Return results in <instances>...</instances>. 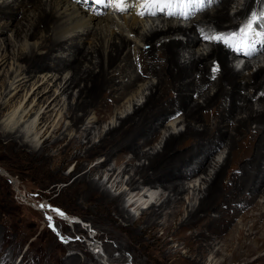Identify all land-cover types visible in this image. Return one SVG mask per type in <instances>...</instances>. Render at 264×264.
Masks as SVG:
<instances>
[{
	"label": "bare ground",
	"instance_id": "1",
	"mask_svg": "<svg viewBox=\"0 0 264 264\" xmlns=\"http://www.w3.org/2000/svg\"><path fill=\"white\" fill-rule=\"evenodd\" d=\"M216 1L221 3L214 10H204L184 26L179 24L181 21H171L176 16L175 19L157 14L140 16L141 9L135 0H126L123 12L107 0L104 4H98L96 0H0V20H4L0 23V53H3L0 68L11 55L14 61L16 51L21 49V55L17 57L23 61L26 70L16 62L13 82L22 75L47 70L55 72L53 77H57L56 83L62 94L73 98L75 88H79L77 104L70 105L69 110L71 125L76 131L85 126L90 109L106 110L122 100L140 81L145 84L149 77L157 80L155 84H143L145 91H150L146 101L136 105L132 114L124 116L119 127L110 128L99 144L93 143L89 137L91 129L85 131L86 127L84 137L88 142L70 140L57 156L66 158L67 162L73 146L85 151L83 157L80 154L72 157L77 165L70 176L78 173L68 187L72 201L82 200L91 206L103 217L107 229L125 241V246L119 244L120 251L140 249L147 258L144 264H165L164 260L181 253L180 249L174 251L167 240L171 231H175L173 241L180 240L186 250L183 264H203L210 253L214 255L212 262L215 264H264L262 256L252 260L264 244V204L257 201L258 197L264 198V46L253 57V63L245 65V69L252 71L249 77L235 70L229 61V47L225 48L220 42L213 41L200 53L195 50L206 41L204 36L209 28L217 33L238 30L241 26L235 20L250 17L264 0ZM235 6L238 11L231 15ZM117 13L124 14H121L124 23L121 21L120 24V20L114 17ZM10 27H14L11 38H3ZM254 28L264 30V20H258ZM145 30L146 33H142ZM34 38L37 40L31 42L30 39ZM89 39L92 42L86 47L84 42ZM138 39L145 45H152L151 50H131V45ZM43 49L46 52H41ZM55 51L67 52L70 57L64 60ZM215 65L218 71L212 73ZM253 68H257L255 72ZM65 72L70 78L62 77ZM260 91H263L262 95L256 97ZM139 97V94L134 95L130 103ZM79 103L83 105L79 106ZM78 111L84 115H79ZM173 117L182 119L185 130L171 133L162 150L144 152L146 145L154 144L160 138L159 127ZM47 119L43 115L40 126L46 124ZM98 119L89 121L92 129L103 121ZM252 124H256L255 129ZM59 133H62L61 126L44 138L43 151L59 148L68 140L66 137L53 140V136ZM1 137L7 140L12 156L37 162L43 172L47 170V164L57 159L50 153L46 156L34 151L29 153L12 133H4ZM223 146L229 152L227 159L222 164L211 162L213 154ZM98 155H103L105 161L91 165L90 161ZM142 159L148 163L135 164ZM85 160L89 163L86 164ZM113 160L116 165L125 166L121 173H134L127 182L130 191L135 192L143 184L163 191L158 199L147 205V210L137 221L124 206L126 192L113 197L103 183L93 179L96 175L102 178L104 169ZM63 169V165L48 169L50 181L67 180L68 177L61 175ZM211 169L213 174L207 175ZM117 173V168L110 170L108 183ZM199 174L210 177L204 178L208 187L204 197L199 198L198 206L187 204V210L191 209L183 218L185 196L190 189L187 186ZM119 186L118 183L116 187ZM196 187H193V197L203 190L201 186L199 190ZM69 218L68 222L77 224L74 221L78 219ZM119 219L126 222V227L120 225ZM160 228L165 233L156 238ZM186 230L190 233L184 234ZM13 234L10 230L4 231L3 239L6 235L13 238ZM152 238L162 243V247L156 250L160 257H164V262L153 259L157 246L147 241ZM3 243L5 247L8 245L5 241ZM52 246L64 252L67 246L74 245H61L55 241ZM75 247L83 248L79 243ZM50 253L51 249H48L49 258ZM6 255L1 249L0 264H15ZM59 261L55 263L98 264L90 252L86 253L84 261L77 256L65 255Z\"/></svg>",
	"mask_w": 264,
	"mask_h": 264
},
{
	"label": "rangeland",
	"instance_id": "2",
	"mask_svg": "<svg viewBox=\"0 0 264 264\" xmlns=\"http://www.w3.org/2000/svg\"><path fill=\"white\" fill-rule=\"evenodd\" d=\"M11 1L12 0H9V2ZM135 1L138 2V0ZM214 1L216 0H206L205 6L206 8L209 7L207 9L208 11L214 10L216 5L219 6V4L221 3L220 1L219 3L217 1L216 3H213ZM238 1L240 2V0ZM260 6L261 8H264V3ZM260 6L256 8V12H259V10H261ZM239 8H241V6H239ZM236 11L238 10L235 6V9H232L231 11V15H234ZM117 14L118 15L114 14L115 16H113L117 17L116 19H118V21L120 20V24L124 23V20L122 21L121 19L124 14L121 13L122 16L119 13ZM164 16L166 15L164 14ZM195 16H198V14L191 13L188 18L176 15V19L174 17L175 20L171 21H175V23H179V21H181V23L179 24L186 26L193 19H195ZM249 18L250 17H246L243 19L237 18V20H235V23L237 22L238 26L242 27ZM2 20H0V23H3L4 20ZM113 27L117 28L116 26ZM10 28L2 36L3 38H11V31L14 29V27ZM210 29L211 28H209L205 34L217 33V30ZM257 31L264 33L263 29H257ZM143 32L146 33V30L142 31V33ZM126 35L129 34L126 33ZM90 38L93 39V37ZM174 38L178 37L174 36ZM258 38L264 41L263 36ZM35 39L36 38L30 39V41L34 42ZM91 39H89L88 42H84V45L86 47H88V43L92 42ZM179 39L186 40L182 37H180ZM138 40V42H134L131 45V50L133 49L134 52H136L137 50H142V48L143 50H151L152 45H145V43L140 42V39ZM212 43L213 41H203L202 46L200 44L199 47H197L195 50L196 52L200 53L202 52L203 48H207L208 46L212 45ZM220 43L222 44V42ZM224 47L226 48V46ZM43 51L46 52V50L44 49L41 50V52ZM16 52L19 53H16L15 60H11V55V58L9 57V61L0 68V137L4 133H12L18 138V142L21 141L20 143L25 145L26 150L29 153L31 151H34L45 156L50 153L52 156L57 157L60 149L64 145H67L70 140H75L78 142L80 141L81 143L88 142V139L84 137V130L86 127H88V129H86L85 131L91 129L92 134L89 137L92 138L93 143L99 144L101 137L105 133H107L110 128L112 129L115 127H119L121 119L125 118L127 114H132L135 107H137L136 105L139 106L143 104L146 101V97L150 94V91H145V88L143 87L144 82L140 81V83H138L133 90L127 93L122 98V100H120L117 104H114L110 108L100 112H97L95 109H92L93 111L90 109L86 114V116L88 115L89 117L85 126L82 130L76 131V129H74V127H72L71 125L72 121L69 117V110L71 107L70 105L77 104V98L79 97V88H75V91L73 92V98L69 94V96L62 94V91L56 83L57 77H53L55 72L47 70L44 72L33 74L30 73L31 76L22 75L13 82L12 72L16 68V62L21 63V65H23V70H26L25 65L22 64L23 61L18 59L17 57V55L20 57L21 49ZM54 53L57 56L62 57V59L64 57V60L70 57L68 56V53H64V51L61 52L64 54H61L57 51H55ZM1 54L3 53L1 52L0 56ZM263 56L262 61L264 58ZM229 59L230 63L235 66V70L238 73H241L245 77H249L252 71L250 72V70L245 69V65L248 63V61L240 68H237V64L233 63V58L229 57ZM250 60V62L253 63V57ZM14 62L15 65H13ZM149 64H151V61L149 62ZM256 69L257 68H253V72H255ZM211 71L212 73H216L218 71L217 65L213 66ZM27 76L28 78H26ZM62 77L70 78V74H67V72H65L63 73ZM12 82L14 83V85L10 88V85L13 84ZM148 83L155 84L157 83V80L149 77L145 84L147 85ZM20 84L23 85L16 89V87H18ZM262 93L263 91H260L256 97L261 96ZM136 94H139L140 97L136 98L134 102L130 103V100ZM46 98H49L47 102L44 101ZM127 102L129 103L126 104ZM79 104V106L83 105V103ZM125 104L126 107H123V105ZM78 114L84 115L82 111H78ZM43 115H46V119L49 118L46 121L47 123L43 125L44 128H42L43 126H40V119L43 117ZM98 118L103 121L98 125L96 124L92 129V124L89 123V121L95 122ZM181 122L182 119L180 117H173L166 120L163 125L159 127L161 136L158 141L154 144L146 145L143 151L156 153L157 151L162 150L166 139L171 133H178L185 130L186 125L181 124ZM60 126L62 127V133L61 135L59 133L57 136H53V140H62L63 137H66L68 140L64 144H62L61 147H57L58 149L50 148L49 152L43 151L42 147L44 138L51 136L52 131L56 127ZM48 127L49 129L47 130V132L46 129ZM255 128L256 124H252V129ZM7 144V140L5 138H2L0 142V250L2 249L7 254L6 256H9V258L12 260V263L56 264L55 261H59L60 257H63V255L67 257L77 256L81 261H84L86 259V253L90 252L95 256L98 264H144L147 258L140 249L136 248L135 251H120V249L122 248L119 244L125 246V241L122 239V237H120L121 239L119 237L116 238L115 234L107 229L106 222L102 219L103 217H101L99 214H96L91 206L87 205L82 200H78L77 202L72 201L71 190H68V187L70 186V184H72V182L77 178L78 175V173H76L74 174V176H70L77 165V162L72 157L76 154H80L83 157L84 155H86L85 151H81L76 148V146H73L72 150L70 151V155L67 158V162L66 158L61 159L57 157V159L53 161V163L50 162L49 164H47V170H52L53 166L55 165H63L64 169L61 171V175L68 177L67 180L63 181L51 180L53 182L52 183L49 179V176L47 175V170L44 172L41 171V169L38 167V163L33 160L30 161L26 158L12 156V151L9 150ZM228 155V149L223 146L213 154L210 161L215 162V164H222L227 159ZM128 157L130 158L131 155H128ZM212 159H214V161H212ZM85 161L86 164L89 163L87 162L88 160ZM104 161L105 157L103 155H98L97 158L95 157L90 162H92L91 165H95ZM144 163L147 164L148 161L142 159L141 161H137L135 164L140 165ZM37 168L39 169V171ZM113 168H117L118 173L116 174L114 179L110 183H108V175L110 173V170H112ZM124 168V165H116V161L113 160L109 163V166L104 169L102 178H100L101 175H96L93 177V179L101 182V184L103 183L104 188L107 189L113 197H118L120 193L126 192L128 196L126 197V203L124 206L128 210L129 215L131 217L133 216L132 218L134 219V221H137L138 219L142 218V214L147 210V205L158 199L163 191L162 189L154 188L144 184L141 185L140 188L135 192H133L132 190L130 191L127 182L129 181L130 177L134 175V173H130L129 175L121 173ZM210 174H213L212 169L209 173H207V175ZM204 178L209 179L210 177H206L205 174H199L192 181V183L189 182L187 188L190 189L189 194L185 196L186 199L184 210L185 208L186 210L183 214V218H186V216L188 215L187 212H189L188 210L191 209L190 207L187 210V207L191 205L198 206L199 198L204 197V191L208 187V184L205 185ZM118 183L120 184L119 188L116 187ZM194 186H197L196 189L198 190L200 186L203 189L200 195H195L196 197H193ZM257 201L260 204H264V198L258 197ZM40 205H45L46 207L41 208ZM47 206L59 208L65 213L67 217L74 216V218L81 220L82 223H77L75 225L71 224L70 222H68V220H65V218L60 217L55 212L51 211ZM49 216L52 217V221H49L47 219V217ZM113 216H115L114 212ZM212 216H216V214L212 213ZM139 221L142 222V220ZM119 222L122 227H126L125 221L119 219ZM50 224L55 225V230H53V227H50ZM241 227L243 226L241 225ZM247 229L248 227L246 228V230ZM9 230L14 232L13 238H11L9 235H6L4 240V231ZM174 232L175 231H171V235L168 234L167 240L168 242H170V246L174 247V251L180 249L181 253L174 256V258L172 257L171 259L164 260L165 264H183L182 261L187 256L186 250L183 249V243L180 240L173 241ZM164 233L165 230H163V228H160L157 232L156 238L162 237ZM183 233L189 234L190 231L186 230ZM156 238L146 240L150 243H153L154 246H157L154 249L156 252L152 251L153 259L164 262V257L162 255L160 257V254L157 253L156 250V248L162 247V243L156 240ZM4 241L5 244H8L6 247L3 243ZM55 241H57L61 245L70 243L74 246H67L66 250L63 252V250H61L59 247L54 248L52 246ZM77 243L83 246L82 250L75 247ZM262 247L263 248L260 250V252L256 254L252 258V260L256 259L258 256L264 257V244ZM48 249H51L50 258L48 257ZM212 257L214 258V255L210 253L207 257V262L205 261L203 264H215V262H212Z\"/></svg>",
	"mask_w": 264,
	"mask_h": 264
},
{
	"label": "snow or ice",
	"instance_id": "3",
	"mask_svg": "<svg viewBox=\"0 0 264 264\" xmlns=\"http://www.w3.org/2000/svg\"><path fill=\"white\" fill-rule=\"evenodd\" d=\"M105 2L106 0H96V3L98 4H104ZM108 2L119 11H125L126 0H108ZM205 4L206 0H138L136 6L141 9L138 14L142 17L145 15L155 16L157 12H166L169 16L179 15L188 18V16L191 15L190 10H195L197 8L203 9ZM174 9H178V11H174ZM258 20H264V12H252L250 18L239 28L238 32L232 31L229 33L205 34L204 39L208 41L222 42L226 45L239 47L241 49L250 48L255 42L256 37L264 36V33H261L254 28V24ZM40 207L44 208L46 206L40 205ZM47 207L58 216H65V213L59 208H53L52 206ZM47 219L52 221L51 216L47 217ZM50 227H53V230H55V225L50 224Z\"/></svg>",
	"mask_w": 264,
	"mask_h": 264
}]
</instances>
